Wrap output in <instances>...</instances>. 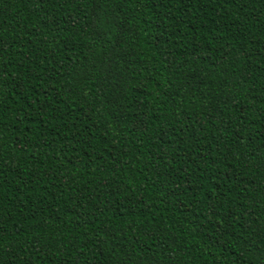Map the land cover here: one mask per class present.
Listing matches in <instances>:
<instances>
[{"label": "trees", "instance_id": "obj_1", "mask_svg": "<svg viewBox=\"0 0 264 264\" xmlns=\"http://www.w3.org/2000/svg\"><path fill=\"white\" fill-rule=\"evenodd\" d=\"M0 264H264V0H0Z\"/></svg>", "mask_w": 264, "mask_h": 264}]
</instances>
